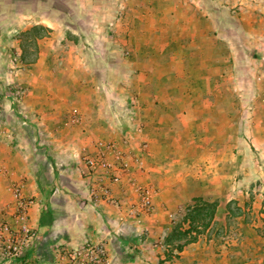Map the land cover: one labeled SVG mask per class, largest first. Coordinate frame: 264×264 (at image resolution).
Segmentation results:
<instances>
[{
  "label": "rangeland",
  "instance_id": "obj_1",
  "mask_svg": "<svg viewBox=\"0 0 264 264\" xmlns=\"http://www.w3.org/2000/svg\"><path fill=\"white\" fill-rule=\"evenodd\" d=\"M0 5L11 20L7 26L0 25V109L2 105L22 101L28 93V76L33 63L37 62L40 47L39 52L55 54L47 61L51 68L76 67L86 83L96 88L95 102L101 108L106 105L103 119L109 121L107 116L114 112L108 110L112 108L111 103L114 104L117 114L114 128L118 126L121 130V126H125L133 137L132 131L136 133L144 128L143 121L136 115L140 113L134 108L138 101L144 100L143 91L136 85L142 84L143 75L136 77L135 74L143 73L144 67L152 73L159 71L162 59L171 53L194 52L204 58L214 57V82L210 87L215 90L190 94L195 98L203 94L217 103L215 138L207 140L205 135L195 134V140H191V153L213 165L215 185L214 180L210 183L216 187L195 197L194 202L169 208L175 214L168 224L160 226L164 231L155 242L163 247L165 242L171 245L167 258L172 261L178 256L175 250L180 251L200 238L211 240L217 246L226 244L232 250L234 262L239 256L247 262L262 260L264 254L257 249L264 246V0H0ZM175 5H183L184 12L175 10ZM191 6H198L202 11L199 36L202 31L207 32L209 26L214 43L182 44L179 40L183 36H195L193 22H190ZM18 10L22 12L17 13ZM167 10L171 11L165 12ZM143 11H147L143 14L152 20L158 19L153 21L155 26L145 25L147 19L143 21L144 27L132 25L131 18L142 19L133 12ZM47 15L66 25L48 28L33 24V20ZM177 17H180L178 21ZM117 19L121 21L115 26ZM182 23L189 26L183 27ZM148 33L150 43L133 42L134 38L143 41ZM67 52L80 57L72 58L73 63L68 58L61 59ZM202 74L204 76L206 70H202ZM194 78L189 76L188 80ZM198 81L202 79L199 77ZM20 116L21 119H16L26 122L28 129L18 127L11 120V124L7 120V124L0 122V139L1 127L5 125L30 131L37 138L34 143L40 142L43 149L40 164L53 162L55 157L50 144L44 142L32 127L33 123L28 122L30 115L24 110ZM225 117L231 118V123L227 120L224 123ZM118 135L120 140L101 136L96 141L115 143L130 169L135 168L134 158L141 156L143 159L147 141L142 140L140 150L133 151L132 138L123 133ZM80 148L76 147L78 151ZM81 162L85 165L82 158ZM49 177L51 174H44L45 181ZM136 182L145 185L137 179ZM223 184L231 186L230 201L226 203L228 190H224ZM152 188L155 197L157 190ZM137 202L136 194L132 205ZM153 203L152 212L130 216L138 224L152 220L155 199ZM145 216L147 218L143 219ZM170 230L173 236L167 239Z\"/></svg>",
  "mask_w": 264,
  "mask_h": 264
},
{
  "label": "crops",
  "instance_id": "obj_2",
  "mask_svg": "<svg viewBox=\"0 0 264 264\" xmlns=\"http://www.w3.org/2000/svg\"><path fill=\"white\" fill-rule=\"evenodd\" d=\"M143 8L146 5L143 4ZM174 8L184 12L183 5H175ZM190 8V22H193L192 30L196 33L191 38L181 37V43H214V34H209V26L207 32L202 31L200 36L198 34L201 9L198 6ZM143 13L147 11L133 12L134 15L142 16V19L137 20L131 18L133 26H143L145 19V25L153 26V21L158 20H152ZM179 19L177 17L176 21ZM120 21L117 19L115 26ZM181 21L186 22V19ZM9 23L11 20L0 5V25L7 26ZM33 24L57 28L60 24L66 25V22L47 15L37 21L33 20ZM182 26L189 25L182 23ZM150 38L148 33L143 41L134 38L133 42L150 43ZM39 49L37 62L33 63L34 67L28 76V93L22 101L2 105L0 109V122L7 124L8 121L11 124V120L18 127L27 124L17 120L18 117L21 119L20 112L25 110L31 117L28 122L33 123L32 127L43 141L50 144L55 157L53 162L40 164L43 149L40 142L34 143L37 140L34 134L9 125L1 127L0 207L4 209L0 212V219H10L8 211L13 209L14 201L11 187L13 183H23L25 194L38 202L30 210L31 222L39 232V238L30 252L34 264H54L55 248L58 245L75 247L87 241L104 242L111 264H264V257H261L262 260L247 262L244 261L246 258L241 259L239 256L237 262H234L232 250L226 244L217 246L211 240L202 238L184 246L180 251L175 250L178 256L172 261L167 258L171 245L165 242L163 247L155 242L164 231L160 226L168 224L175 214L171 213V207H180L216 187L210 183L216 173L213 165L209 160L206 163L191 153V140L195 134L205 135L207 140L215 138L217 103L209 96L198 94L195 98L194 94H190L215 90V87H210L214 82V57L204 58L194 52L171 53L162 59L159 71L152 73L144 67L143 73L135 74L136 77L143 75L142 84L136 85L143 91L144 100L138 101L134 108L140 113L136 115L139 121H143L144 128L136 133L132 131V137L125 126H121V130L118 126L114 128L117 115L114 104L111 103L112 108L108 110L114 112V115L110 113L107 116L109 121L103 119L102 111L106 110V105L101 108L95 102L96 88L86 83L87 80L76 67L66 66L55 70L51 68L50 62L47 64V61H51L50 56L54 58L55 54L50 51L39 52ZM185 49L189 50V47H183ZM64 54L65 57L61 59L68 58L71 62L72 58L80 57L73 52ZM204 61L207 64L204 65ZM202 70H206L204 76ZM189 76L195 78L188 80ZM199 77L202 82L198 81ZM226 120L231 123V118H223L224 123ZM118 133L132 138L130 145L133 151L140 150L142 140L148 143L143 152L142 166L135 165V168L130 169L134 178L157 190L153 219L147 222L144 220L142 224H138L129 214V207L136 200V194L127 174H122L119 182L106 179L113 197L119 202L117 205L107 200L96 201L92 197L88 169L79 156L84 147L90 152L95 151L98 137L120 140ZM76 147L81 148L78 151ZM79 168H82L81 172ZM45 173L51 174L47 181L44 180ZM223 188L228 190L226 203L230 201L231 186L223 184ZM172 233L170 230L167 239L173 236ZM257 251L264 254V246Z\"/></svg>",
  "mask_w": 264,
  "mask_h": 264
},
{
  "label": "built area",
  "instance_id": "obj_3",
  "mask_svg": "<svg viewBox=\"0 0 264 264\" xmlns=\"http://www.w3.org/2000/svg\"><path fill=\"white\" fill-rule=\"evenodd\" d=\"M79 156L88 169L94 200H107L117 205L119 202L113 197L106 179L119 182L122 174H127L138 197V202L129 207V214L136 216L152 212V186L136 182V178L131 175L129 162L115 143L98 140L95 151L90 152L84 147ZM134 161L136 165L143 163L141 156L134 158ZM11 190L14 201L13 209L8 211L10 219H0V264H34L30 252L39 238V232L31 222L30 210L38 202L25 194L23 183H13ZM3 209L0 207V212ZM55 254L54 264H111L107 246L102 241H87L75 247L58 245Z\"/></svg>",
  "mask_w": 264,
  "mask_h": 264
}]
</instances>
